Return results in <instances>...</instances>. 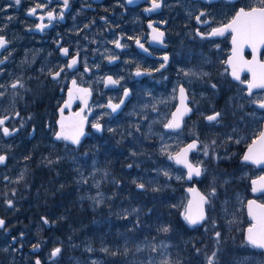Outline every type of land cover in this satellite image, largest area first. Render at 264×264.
<instances>
[{
  "label": "flooded vegetation",
  "instance_id": "flooded-vegetation-1",
  "mask_svg": "<svg viewBox=\"0 0 264 264\" xmlns=\"http://www.w3.org/2000/svg\"><path fill=\"white\" fill-rule=\"evenodd\" d=\"M191 1L195 4V10L191 15H187L181 0H163L161 8L152 12L146 11L151 7V0H133L131 4L127 0H70L68 9L63 8L62 0H51L50 3H46V0H21L18 6L14 0H0V35L9 41L7 49L0 51V59L8 56L5 63L0 65L2 93L0 119L7 117L4 126L10 131L18 130L9 137L0 132V140L10 146L7 150H15L21 156L24 155L22 150L30 151V155L24 157L26 162L31 161L32 196L39 197V192L43 191L41 184L45 179L46 181L50 179L51 189L58 193L71 187L69 185L71 176L75 177L77 173L71 167H74L75 159H81V146L92 154L89 144L94 138L93 135L96 136L97 144L105 138L111 139L110 134H106L105 126L109 118H101L96 107L97 89L94 85L83 82L81 74L92 78L96 70L107 71L103 75L100 87L116 93L113 98L106 99L104 107L112 118L122 122L126 130L135 131L136 134L130 137V142L137 138L143 142L145 149L158 148L161 129L172 134L180 131L168 130L164 126L166 122L160 127L165 117L164 112L157 116L161 117V121L159 119L155 121L156 115L151 110L164 101L168 100L171 103L174 97V102L168 110L171 113L166 110V114L168 113L171 118L181 86L185 87L188 93L193 112L204 120L205 126H208L203 128L226 130L231 127L214 126L217 122L206 121L207 116L216 112L221 113L220 121L225 118L232 121V115H226V112L241 116L243 121L241 119L239 122L243 126L251 119L252 113H255L261 117L259 119L261 132L264 109L252 101L264 99V89L255 90L253 95L249 96L247 82L251 80V73L246 71L240 73L241 81L244 83L231 76V68L226 63L233 49L230 31L225 32L223 36L208 35L212 29L227 25L240 7L248 10L254 6H247L242 0ZM37 4L46 6L38 8L36 15H29V10ZM230 8H234L232 14H229ZM53 9L57 17L63 11V20L57 18L49 23L46 14ZM200 12L207 14L206 17H201V21L207 19L209 23L197 22L195 17ZM42 15L45 17L43 21L39 19ZM41 23L48 25L43 31L37 27ZM149 24L153 27L150 28ZM153 28L164 32L163 44L159 45L152 40ZM201 33L204 34L203 37ZM116 40H119L121 48L115 46ZM137 40L139 44L136 43ZM140 45H143V48ZM62 47L69 49V56L62 54ZM77 52L79 62L73 69H67L66 64ZM102 52L104 55H101ZM164 56L168 57V61L164 68H160ZM243 57L245 60L252 59L253 53L250 48H244ZM257 58L264 62V47L260 48ZM61 67H64L65 71L54 80L49 72L55 73ZM122 70L127 71L126 78L118 76ZM138 70L141 72L139 76L136 75ZM185 72L190 74L186 76ZM109 76L119 80V83L106 86ZM72 80H76L77 87L88 88L91 91L90 99L82 112V116L86 117V126L85 136L79 145L63 139L58 140L55 135L59 132V108L66 100ZM17 81L18 86L12 88L11 85ZM212 85H215V88ZM125 90H128L129 95L123 106L112 112L107 105L109 102L119 104ZM226 93L229 94V99L225 98ZM82 107L83 103L78 95L75 104L71 109H64L63 115L75 113ZM147 113L150 117L140 124ZM95 123L102 125V130L97 131L93 127ZM142 125L152 127L154 131L148 132L145 128H137ZM201 127L198 129L202 130ZM233 145L229 144L228 147L232 148ZM238 147L242 148L243 144L240 143ZM44 151L49 155L46 156ZM0 155L7 156V163L0 165V183L4 185L10 179V176L6 175V169L11 157L7 151L0 152ZM108 158L111 159L112 156ZM164 162L165 157L160 159L158 165ZM46 164L49 165V170L45 167ZM114 166V163L110 166L113 176L125 171ZM79 171L81 174V167L78 168ZM40 175L44 178L39 181ZM124 187L120 186L114 192H110L114 193L115 200L123 198L125 201L124 198L132 197L136 193L132 185L129 191L120 190ZM149 187L145 185V188L137 189L149 195L150 190L146 189ZM166 190L170 193L169 189ZM0 198H2L0 213L5 217L2 212L6 213L7 210L3 209L4 199L1 195ZM14 236L13 239L16 240L12 239L13 244L20 246L18 240L21 238H17L16 234ZM24 248L26 249L25 246Z\"/></svg>",
  "mask_w": 264,
  "mask_h": 264
},
{
  "label": "rangeland",
  "instance_id": "rangeland-1",
  "mask_svg": "<svg viewBox=\"0 0 264 264\" xmlns=\"http://www.w3.org/2000/svg\"><path fill=\"white\" fill-rule=\"evenodd\" d=\"M239 1L241 0L237 2ZM242 1L247 4V6L259 5L258 0ZM181 3L186 8L185 12L187 15H191L195 10V4H193L191 0H181ZM232 6L233 4L231 3V8ZM231 8L229 14L233 13L235 7L233 9ZM224 12L225 10H223V13ZM101 55H104V52H102ZM106 72V70H96L92 78L81 74V79L87 84L94 85L97 89L98 98L96 107L99 110V116H101V118H109L105 126L106 134H110L111 141L105 138L104 141L97 144L95 143L96 136L93 135L94 138L89 144L92 148V154L85 151L83 145L81 146V159H75V165L71 167V169L76 170L77 173L75 177L71 176L69 184L71 187L65 188V191L61 193L54 191L51 189L50 179H48V181L45 179L44 183L41 184V186H43V191L39 192V197L36 198L32 196L30 192L32 180L31 161L29 160L30 162H26L24 155H19L15 150H7L10 146L0 140V152L7 151L10 153L11 157L10 164L6 169V175H9L10 179L8 183L4 185L0 183V188L3 189H0V195L4 199L3 209L7 210L6 213L2 212V214L16 215L23 206L32 208L33 211H35L34 209L39 205L43 206V211L45 210L43 214H45V212L51 213L54 209L52 202L55 200V206L62 210L61 216L66 219L67 213L63 209L69 208L70 204L64 203L60 196L64 193L73 192L78 196L76 203L79 209L83 206L87 210L89 209L92 212H97L98 215H100L92 217V224L95 227L99 228L103 221L110 223L112 226V216L120 221V219L129 217L130 215L136 219L139 215L146 213L150 208L149 199L154 197V192L163 189H169L171 195L177 200V205L180 209L184 210L188 201L186 187L196 182L210 201L209 204H206L208 219L203 225L202 231L213 229L219 232L220 236L224 234V247L221 249V246H217L215 251L214 248L212 250V252L216 253L213 258L214 264H264V252L253 247L244 240L245 227L251 224V219L246 210L247 200L255 196L259 201L264 202V193L259 195H254L252 193L250 179L264 174V168H259L240 161V157L244 152V147L260 133L259 128L261 123L259 119L261 117L252 113L251 119L243 126L242 123L239 122V120L242 119L241 116H235L232 112H226V115H232V117L230 116L232 121H230V118H225L219 123H214V126L230 127L231 125L230 128L226 130H207L203 128L205 126L204 120L193 112L185 119V125L182 130L172 134L161 129L159 133L160 136H158V148L145 149V147H143V142L137 138L135 141L133 140L130 142V137L136 134L135 131L126 130L122 122L119 119L112 118L110 113L105 109L104 104L106 99L113 98L116 93L105 91L100 87L103 75ZM126 75V70H122L118 74V76L123 78H126ZM211 89L213 88L211 87ZM224 96L229 99L228 93ZM174 99L173 97L171 103L167 100V111L170 106H172ZM248 100L252 101L253 98H248ZM229 109H231V107H229ZM168 113L170 114L171 111H168ZM168 113L164 117L165 120L163 119L159 125L160 127H162L164 122L167 123L170 118ZM246 125H248L247 128H245ZM200 126H202V130L198 129ZM137 128H145L148 132L154 131L152 127L145 125L141 127L137 126ZM109 129L112 131H109ZM194 137L202 141V144L198 151L192 154L191 160L195 164L202 165L203 176L200 181L194 179L192 182H188L185 179V170L175 164L173 160L169 159V156ZM229 137L232 139L229 140ZM236 140L240 142L236 143ZM212 141H216L215 145L212 144ZM110 142L111 144H108ZM240 143L241 145L243 144L242 148L238 147ZM229 144L234 145L230 148L228 147ZM204 146H208L209 155L207 156L204 155ZM44 152L46 156L49 155L48 152ZM109 156H112V158L109 159ZM164 157L165 162L158 165L160 159ZM218 161L232 162L234 167L230 168L228 172H223L221 170L217 171L215 165ZM113 163L115 164V168L124 169L125 171L119 172L117 176H113V170L110 167ZM129 165H131V168H128ZM230 166V164L227 165V167ZM45 167L49 170V165L46 164ZM79 167H81V174L80 171L78 172ZM164 172H167L168 176H165L163 174ZM138 184L150 186L146 188L150 190V194H143L142 190L137 189ZM130 185H132L136 193L132 197L124 198L125 201H123V198H117V200H115L113 196L114 193H110L111 191L114 192L120 186H125L120 190L126 189L129 191ZM213 190H215V195H211ZM13 193L15 194L13 195ZM44 197L49 199L47 203H49L52 208L48 207ZM9 199L14 202V207L11 209H9L5 203V201ZM0 200H2V198H0ZM102 214L105 215L104 220L101 216ZM52 216L55 217V214H52ZM38 222L39 223L35 224L34 221H30L32 227L24 228L23 232H20L25 233V237L18 240V243L23 246L22 249L12 242L13 237H15L14 235L16 234V236L19 237L20 233L13 234L8 227L0 230V255L3 251H5V255L8 253L6 257L9 260L8 264H24L23 262L26 261L27 264H30L33 260L30 258L34 257L31 247L37 243L45 247V256L49 255L53 246L59 245L63 249V246L59 244L62 239L57 236V232V235L55 234L56 230L47 233L40 219ZM55 225L56 223L54 222L53 226ZM188 226L192 227L190 225ZM109 232V229L106 228L105 234H110ZM117 234L121 239L122 245H125L124 253H122L121 246L115 245L114 248L115 252L121 251L120 260L122 264H165V262L166 264H178L173 260V257H171V247L168 245L171 241L162 238H158L157 240H135L128 230L125 229H119ZM240 235H242V241L239 238ZM66 238L68 240L67 245L69 249L71 251H80V253L83 252L85 253V257H79L76 253L67 256L60 255V257L51 264H62V260H74L76 263L87 260L94 264H103L105 254L107 256L109 246H111L107 242L102 243L98 248L93 247L94 245L90 244L92 240L88 238H82V245H80L76 241H73V234L66 236ZM5 241L6 243H3ZM132 242L134 243L133 247L131 246ZM116 243L119 244L118 242ZM241 243L245 244L246 250L245 252L242 251V253H237L234 248ZM217 244L223 245L220 239L217 241ZM230 245L233 247L232 250L229 249ZM153 247H155L156 251H153ZM104 249H107V251H104ZM211 256L212 253L207 256L206 264L208 263V258ZM0 264H3L1 258Z\"/></svg>",
  "mask_w": 264,
  "mask_h": 264
},
{
  "label": "snow or ice",
  "instance_id": "snow-or-ice-1",
  "mask_svg": "<svg viewBox=\"0 0 264 264\" xmlns=\"http://www.w3.org/2000/svg\"><path fill=\"white\" fill-rule=\"evenodd\" d=\"M51 0H46V3H50ZM129 4L133 3V0H127ZM15 5H20L21 0H14ZM70 0H62V5L64 9L69 8ZM259 7H250L248 10H245V8H240L234 18L225 26L214 28L211 30L208 35L210 36H223L225 32L230 31L231 32V43L233 45L232 49V55L231 57L226 61L228 65L231 66V76L241 83H244V81H241L240 73L243 71H248L252 75V79L247 82V95L252 96L253 95V89H264V62H260L257 58V53L259 52L260 48L264 47V0H258ZM163 5V0H151V7L146 9L147 12H152L155 10H158ZM12 5H9L11 7ZM45 5L37 4L35 7L31 8L29 10V15H36L38 8H43ZM47 19L49 23H51L52 20L59 18L60 20H63L64 13L61 11L57 15L55 14V10H49L47 12ZM205 12H200L199 15L195 17L197 22L199 23H209L207 19L201 21V17H206ZM44 16H40L39 19L41 21L44 20ZM11 19V17H9ZM37 27L40 31H43L45 27H48L46 24H38ZM87 27V25H86ZM149 27L152 28L153 26L149 24ZM202 37L204 34H200ZM163 37L164 32L159 31L156 28H153V34H152V40L155 42H158L160 44H163ZM9 41L6 40V38L2 35H0V51L6 50L7 45ZM115 46L117 48H121L122 45L120 44L119 40L114 41ZM137 44H139V40L136 41ZM59 47V44H58ZM141 48H143V45H140ZM245 47H248L251 49L253 53L252 60H245L243 57V50ZM147 51V49H145ZM61 52L64 56H69V49L68 48H61ZM10 55V53H9ZM8 59V56H4L2 59H0V65L4 64L5 61ZM168 61V57H163V63L160 65V68H164L166 63ZM79 62V53L77 52L74 57L70 58V61L66 64V68L71 70L74 68V66ZM160 69H157L159 71ZM65 68L61 67L59 71H56L55 73L49 72V75L52 76L54 80L58 79L60 77L61 72H64ZM190 73L185 72L184 75H189ZM137 76L141 75V72L138 70L136 73ZM119 83V80H114L111 76L107 77L106 84L107 85H116ZM19 84V81L16 83H13L11 85L12 88H16ZM72 85L75 91L79 94V98L83 100L85 106H87V97L91 95V91L88 88H80L77 87L76 80H72ZM22 87V85H20ZM213 88H215V85H212ZM179 94H180V107H177L176 112L172 114L171 120H169L164 126L167 129L170 130H178L182 126V120L183 117L191 112V108H189L185 104L186 100V94L185 89L181 86L179 87ZM2 95V93H0ZM124 97H127L129 95L128 90H125L123 93ZM72 99V92H69V103L65 105V107H70V101ZM253 103H258V106L261 109H264V99H261L260 101H252ZM121 104H123V100L120 101L119 104H112L109 102L107 105L108 108L112 110V112H116L117 109L120 108ZM61 114L63 113V109L60 110ZM83 112V109H81V112H77L75 114V117H63L59 121L60 124V131L57 132L56 139H63L67 141H71L75 145L80 144V138L84 135L83 127L84 122L86 120V117L82 116L81 113ZM16 115H19V113H16ZM221 113L216 112L213 115H209L206 117V119L209 122H217L219 123ZM8 119L7 117L0 119V132L4 136H10L13 135L15 131L18 130H11L4 126L5 120ZM93 127L100 131L102 130V125L99 123L93 124ZM109 131H112L109 129ZM232 138L229 137V140ZM236 143H239V140L235 141ZM216 141H212V144L215 145ZM198 148L197 142L194 141L193 143L188 144L185 148H183L179 153H177L175 156H169V159L174 160L177 164H182L184 167L187 168V178L192 179L193 176L199 177L202 174V170L200 167L193 165L188 161V153L192 150H195ZM163 151V149H162ZM204 155H209L208 152V146H204L203 148ZM6 160V156L0 155V164H3ZM244 161H250L253 164L262 165L264 164V131H261L259 133V136L256 140L253 141L252 146L248 148V153L243 157ZM51 163V161H49ZM131 167V165H129ZM165 176H168L167 172L163 173ZM257 181H253V185H256ZM137 187L143 189L145 188L144 184H138ZM253 192H261L264 193V176L260 177L259 187H253ZM191 192H195V189H189ZM15 193H13L14 195ZM198 196V199L194 202H189L188 206L185 209L184 212V219L190 226H196L201 224L206 219L205 214V208L204 205L209 204L210 201L208 197L204 195H200L199 193L196 194ZM211 195H215V190L212 191ZM6 205L9 208L14 207V202L12 200H6ZM248 212L253 220L252 226H250L247 229V242L251 244L253 247L264 249V204H256V202L249 201L248 202ZM43 222L45 224L49 223L47 218H42ZM5 228V220L3 218H0V229ZM163 232H168L169 229L167 227H164L161 229ZM216 237H220V233H215ZM21 236H23V233H21ZM39 248V245H33V249L36 250ZM104 251H107V249H104ZM153 251H156L155 247H153ZM61 252L60 247L54 248V250L51 253L52 257H56ZM115 254V253H113ZM216 253L213 252L212 256L208 258V264H214L213 258L215 257ZM36 264H41L39 260L36 261ZM166 264V262H165Z\"/></svg>",
  "mask_w": 264,
  "mask_h": 264
},
{
  "label": "trees",
  "instance_id": "trees-1",
  "mask_svg": "<svg viewBox=\"0 0 264 264\" xmlns=\"http://www.w3.org/2000/svg\"><path fill=\"white\" fill-rule=\"evenodd\" d=\"M24 155L29 156V150H22ZM237 163V162H236ZM230 164V167L227 165ZM234 165L229 161H218L215 165V169L217 171L221 170L223 172H228L230 168H233ZM230 173V172H229ZM41 174V172H40ZM38 177L39 181L43 180L44 176L40 175ZM41 178V179H40ZM200 188V187H199ZM201 189V188H200ZM45 202L49 199L44 197ZM67 203L70 204V207L67 209H63L67 213V218L64 219L61 216L62 210L55 206V200L52 202L54 209L52 212L43 211V206L39 205L35 211L32 208H26L23 206L16 213V215H5L7 223L6 227L10 228L12 233L15 234L17 232H23L24 228H31L30 221L38 222L41 220L42 216H46L51 221L56 223L51 229L46 230L57 232V236H59L62 241L59 243L63 246L61 251L62 256L72 255L74 253L78 254L79 257H85V253L77 250L71 251L68 247V240L66 236L72 235L74 236L73 241H76L78 244L82 245L81 239L88 238L91 241L90 244H93V247H100L102 243H107L109 246L108 254L104 258L103 264H122L120 257L121 251L115 252V245L121 246L122 253H124V246L121 243V239L117 234L119 229L128 230V232L136 239H154L158 238H168L170 239V247H171V257L178 264H206V258L210 255L214 248L216 250L217 246H221V249L225 245V240H223V235L219 238L216 237V230L209 229L207 231H202L203 225L199 227H189L184 219L181 217L180 207L177 205V200L169 193L168 190H159L154 194V197L149 199L150 208L146 213L139 215L136 219H134L131 215L129 217H124L120 219V221L112 216L111 222L106 223L103 221L99 228L95 227L92 224L93 216H100L97 212H92L89 209L87 210L85 207H81L79 209L77 207V203L73 201H69ZM85 204V201H84ZM49 208L52 206L47 203ZM55 214V217L52 216ZM103 220L105 219V215H101ZM120 222V223H119ZM167 227L169 229L168 232L161 231L162 228ZM106 228L109 229L110 234H105ZM118 238V239H117ZM242 241V235L239 236ZM221 240L223 245L217 244L218 240ZM119 244H117L116 242ZM3 243H6L3 242ZM2 243V244H3ZM131 246H134V243H131ZM55 247V246H53ZM229 249L232 250V245L229 246ZM234 250L237 253L245 252V244H238ZM115 253V254H113ZM45 247H42L41 253L39 256L45 257ZM8 253L5 255V251H3L0 255V258L3 264H8L9 260L6 258ZM123 256V255H122ZM34 258L30 264H34ZM27 264L26 262H23ZM51 264V263H49ZM62 264H94L90 261L83 260L82 262L76 263L74 260L64 261L62 260ZM208 264V263H207Z\"/></svg>",
  "mask_w": 264,
  "mask_h": 264
},
{
  "label": "water",
  "instance_id": "water-1",
  "mask_svg": "<svg viewBox=\"0 0 264 264\" xmlns=\"http://www.w3.org/2000/svg\"><path fill=\"white\" fill-rule=\"evenodd\" d=\"M205 1H213V0H205ZM230 1H237V0H230ZM240 8H242V7H240ZM239 8V9H240ZM238 9V10H239ZM245 10H247V9H245ZM236 14V13H235ZM158 43V42H157ZM159 45H161L160 43H158ZM258 54V53H257ZM256 54V55H257ZM250 60H252V59H250ZM230 66V65H229ZM230 68H231V66H230ZM246 71V70H245ZM246 72H248V71H246ZM251 79H252V75H251ZM106 86H112V85H107L106 84ZM183 87V86H182ZM184 89H185V87H183ZM255 90H261V89H253V91H255ZM72 92V99H71V101H70V107H65V105L67 104V103H69V92ZM185 94H186V100H185V104L189 107V108H191V112H189V113H187L184 117H183V120H182V126H181V128L180 129H182L183 128V126H184V119L186 118V117H188V116H190L192 113H193V108L189 105V96H188V93H187V91H186V89H185ZM78 93L75 91V89L73 88V85L71 84V86H70V88H69V90H68V93H67V97H66V100L64 101V103L62 104V106L59 108V113H60V115H59V120H58V125H59V131H60V124H59V121L62 119V116L63 117H75V114L77 113V112H81V109H83L84 107H85V104H84V102H83V100H81L82 101V103H83V107L82 108H80L78 111H76L75 113H71V114H69V115H63V113L61 114V109H66V108H69V109H71L72 108V106H73V104H75V101H76V98L78 97ZM128 97V96H127ZM127 97H123V104H124V102H125V100L127 99ZM89 99H90V96H88L87 97V103H88V101H89ZM123 104H121V106H123ZM177 107H180V94H179V92H178V102H177V105L175 106V108H174V110L172 111V114L174 113V112H176V109H177ZM172 114H171V118H172ZM81 115H82V113H81ZM171 120V119H170ZM206 121L207 122H209L207 119H206ZM214 122V121H213ZM85 126H86V124H85V122H84V127H83V132H84V135L83 136H81V138H80V140L82 141L83 140V138H84V136H85V131H84V129H85ZM180 129H178V130H180ZM168 130H170V129H168ZM178 130H172V131H178ZM261 131H264V124H263V128H262V130ZM11 136V135H10ZM259 136V135H258ZM258 136L255 138V139H253L249 144H248V146L246 147V149H245V151H244V153H243V156L241 157V162H245V163H248V164H252V165H254V166H256V167H259V168H264V164H262V165H257V164H253L252 162H250V161H244L243 160V157L248 153V148L250 147V146H252V144H253V141L254 140H256L257 138H258ZM5 137H9V136H5ZM194 141H196L197 142V145H198V147L200 146V141L198 140V139H192V140H190L188 143H186V144H184L177 152H175V153H173V155L172 156H175L177 153H179L183 148H185L188 144H190V143H193ZM68 142H71V141H68ZM72 143V142H71ZM73 144V143H72ZM75 145V144H74ZM197 150H198V148L197 149H195V150H192V151H190L189 153H188V161L190 162V163H192L193 165H195V166H198V167H200L201 168V170H202V166L201 165H197V164H194L192 161H191V155L193 154V153H195V152H197ZM3 156H6V155H3ZM174 161V160H173ZM175 162V161H174ZM7 163V156H6V160H5V162L3 163V164H0V165H5ZM176 163V162H175ZM177 164V163H176ZM178 166H180V167H182L185 171H186V175H185V179L188 181V182H191V181H193V179H196V180H200L201 178H202V174H203V171H202V174L199 176V177H196V176H193V178L192 179H188L187 178V168L186 167H184V165H182V164H177ZM262 176H264V174H262V175H259V176H257V177H253L251 180H250V182H251V186H252V189H253V187H259V182H260V177H262ZM253 181H257V184L256 185H253ZM189 189H195L196 191L195 192H191V191H189ZM186 192L188 193V195H189V197H188V201H187V203H186V206H185V209H186V207L188 206V204H189V202H194L195 200H197L198 199V196L196 195L197 193H199L200 195H204V196H206L201 190H200V188L198 187V185H197V183H194L192 186H190V187H187L186 188ZM252 193L254 194V195H259V194H261V192H253V190H252ZM255 201L256 202V204H264V202H261V201H259L256 197H251V198H249L248 200H247V202H246V210H247V213H248V216L250 217V219H251V224H249V225H247L246 226V228H245V230H244V240L247 242V229L250 227V226H252V224L254 223L253 222V220H252V218H251V216L249 215V212H248V202L249 201ZM204 208H205V214H206V219H207V217H208V213H207V209H206V205H204ZM184 216V215H183ZM0 218H3L2 216H1V214H0ZM42 218H47V217H45V216H42ZM4 220H5V224H6V219L5 218H3ZM205 219V220H206ZM47 220L49 221V223H47V224H45L44 222V224H45V227L46 228H50L51 227V225H52V223H51V221L47 218ZM42 221H43V219H42ZM205 221H203L201 224H199V225H196V226H192V227H198V226H201L203 223H204ZM23 236H24V234H23ZM248 243V242H247ZM256 248V247H255ZM258 249H260V248H258ZM41 250V246L39 245V248L38 249H36V250H34L33 248H32V251L34 252V253H38L39 251ZM54 250V249H53ZM52 250V251H53ZM261 251H263L264 252V249H260ZM52 251H51V253H52ZM58 256L59 255H57L56 257H52L51 255H50V257H48L46 260H45V262L46 263H49V262H52V261H54L55 259H57L58 258ZM37 260H39L40 262H41V264H44V262L39 258V257H37L36 259H35V264H36V261Z\"/></svg>",
  "mask_w": 264,
  "mask_h": 264
},
{
  "label": "bare ground",
  "instance_id": "bare-ground-1",
  "mask_svg": "<svg viewBox=\"0 0 264 264\" xmlns=\"http://www.w3.org/2000/svg\"><path fill=\"white\" fill-rule=\"evenodd\" d=\"M167 107H168V102L167 101H164L163 104H161L160 106H154L152 108V112H154V114L156 115L155 116V121H157L159 119V121H161V117H157L161 114V112H164V116H166V110H167ZM136 113V112H134ZM149 113H147V115L142 118L140 124H142L148 117ZM60 198L63 200V201H66L67 203H70L69 201H73V202H76L77 201V198L78 196L75 195L73 192H69V193H64V194H61Z\"/></svg>",
  "mask_w": 264,
  "mask_h": 264
}]
</instances>
